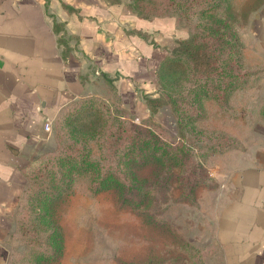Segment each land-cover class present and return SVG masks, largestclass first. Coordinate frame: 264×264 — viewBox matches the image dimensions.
Returning <instances> with one entry per match:
<instances>
[{
  "label": "crops",
  "instance_id": "1",
  "mask_svg": "<svg viewBox=\"0 0 264 264\" xmlns=\"http://www.w3.org/2000/svg\"><path fill=\"white\" fill-rule=\"evenodd\" d=\"M186 35L174 17H141L130 0H0V264L24 167L54 146L60 109L110 92L125 111L149 116L159 62ZM236 136L240 148L213 155L211 186L189 222L200 256L178 264H264V133Z\"/></svg>",
  "mask_w": 264,
  "mask_h": 264
},
{
  "label": "trees",
  "instance_id": "2",
  "mask_svg": "<svg viewBox=\"0 0 264 264\" xmlns=\"http://www.w3.org/2000/svg\"><path fill=\"white\" fill-rule=\"evenodd\" d=\"M219 4L223 8L215 9ZM130 6L141 17L178 12L197 18L157 68L161 82L171 72L188 81L185 92L172 95L163 88L156 95L145 97L150 114L161 103L169 104L176 133L167 134L150 115L145 120H133L119 103L114 99L107 102L103 95L79 97L64 105L53 120L54 147L36 155L24 167L26 183L14 213L7 264H41L43 260L58 258L61 233L52 218L51 205L71 192L76 175H87L90 191L113 189L120 203L139 207L147 178L139 176L136 169L147 166L157 181L162 169L171 167L175 169L180 199L197 204L194 187L208 181L209 165L204 155L213 157L229 148L241 147L226 129L204 133L195 123L203 118L208 100L234 117L235 113L225 111L228 100L235 91L246 87L253 73L241 53L228 1L130 0ZM191 6L192 10L177 9ZM259 108L264 110V103ZM91 139L96 143L98 159L90 155ZM183 242L193 258L200 256L199 246L186 239Z\"/></svg>",
  "mask_w": 264,
  "mask_h": 264
},
{
  "label": "rangeland",
  "instance_id": "3",
  "mask_svg": "<svg viewBox=\"0 0 264 264\" xmlns=\"http://www.w3.org/2000/svg\"><path fill=\"white\" fill-rule=\"evenodd\" d=\"M227 1L228 9L234 14L232 23L242 45L241 53L246 63L252 66L253 73L246 87L235 91L228 100V110L225 111L235 113L234 117L228 116L220 105L208 100L203 118L195 123L202 127L204 133L219 128L233 132L242 146L243 142L236 134L251 138L249 136L252 134L264 133V110L259 108L264 103V70L259 64L261 57H264V0ZM222 8L223 4L215 6V9ZM180 15L177 12L163 16L174 17L176 25L188 33L197 18L193 14L188 17ZM174 75V72L166 74L162 86L163 81H160L156 69V91L159 93L165 88L172 95L180 93V90L185 92L188 81ZM182 86L185 88L182 89ZM103 96L107 102L114 99L119 103L110 92ZM121 109L135 121L148 118L141 112L136 113L135 117ZM153 114L149 117L167 134L176 133L175 118L168 103H161ZM51 128L53 133V123ZM90 147L91 157L98 159L94 139L90 140ZM211 157V154L204 155L206 165H210ZM111 165L114 166V163ZM136 172L147 178L143 183L146 193L139 207L120 203L113 189L90 191L87 188V175H76L71 192L59 201L54 200L51 205L52 218L60 228L61 252L57 259L43 260L41 264H178L183 259H193L183 239L197 245L190 238L189 222L195 221L200 213L198 202L192 204L180 199L174 168H163L157 181L152 179L153 171L147 166L137 168ZM203 186H211V182L201 181L194 187L193 194L197 200L202 196ZM42 226L45 228L44 223ZM44 230L47 231L48 227Z\"/></svg>",
  "mask_w": 264,
  "mask_h": 264
},
{
  "label": "built area",
  "instance_id": "4",
  "mask_svg": "<svg viewBox=\"0 0 264 264\" xmlns=\"http://www.w3.org/2000/svg\"><path fill=\"white\" fill-rule=\"evenodd\" d=\"M43 128H44L45 130H48V129L50 128V123H49L48 120L45 121V122L43 123Z\"/></svg>",
  "mask_w": 264,
  "mask_h": 264
}]
</instances>
